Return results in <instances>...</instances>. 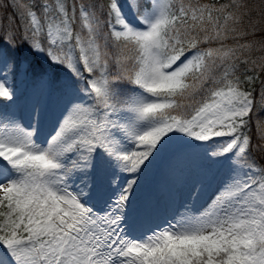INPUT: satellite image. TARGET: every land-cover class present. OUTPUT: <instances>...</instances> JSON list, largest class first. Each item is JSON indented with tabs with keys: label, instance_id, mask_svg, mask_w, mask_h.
Listing matches in <instances>:
<instances>
[{
	"label": "snow or ice",
	"instance_id": "6c2138e0",
	"mask_svg": "<svg viewBox=\"0 0 264 264\" xmlns=\"http://www.w3.org/2000/svg\"><path fill=\"white\" fill-rule=\"evenodd\" d=\"M0 13V264H264V0Z\"/></svg>",
	"mask_w": 264,
	"mask_h": 264
},
{
	"label": "rangeland",
	"instance_id": "374dc122",
	"mask_svg": "<svg viewBox=\"0 0 264 264\" xmlns=\"http://www.w3.org/2000/svg\"><path fill=\"white\" fill-rule=\"evenodd\" d=\"M262 55L260 50L255 51V58L259 59ZM256 75L261 79L260 70L257 68ZM21 91L23 88L21 87ZM261 108H259L260 112ZM199 165V161L193 156L189 160H187L184 164L185 171H195ZM178 180V177L172 174L169 170V160L167 157H162L158 161L155 162L152 171L145 177L142 187L138 192L140 198H152L158 197L161 200L167 198V190ZM159 222V221H157Z\"/></svg>",
	"mask_w": 264,
	"mask_h": 264
},
{
	"label": "trees",
	"instance_id": "16d2710c",
	"mask_svg": "<svg viewBox=\"0 0 264 264\" xmlns=\"http://www.w3.org/2000/svg\"><path fill=\"white\" fill-rule=\"evenodd\" d=\"M213 2H214V0H213ZM249 3H250V5L253 7V8H255V9H259V7H260V0H249ZM0 15H4V13H0ZM258 50V49H257ZM257 50H255V51H257ZM255 51L253 52V58H255ZM260 76H261V79H260V81L261 80H264V72H262V71H260ZM260 81H259V78L257 79V81H256V89L257 90H259L260 89ZM260 116L262 117V119H264V111H262L261 112V114H260Z\"/></svg>",
	"mask_w": 264,
	"mask_h": 264
}]
</instances>
